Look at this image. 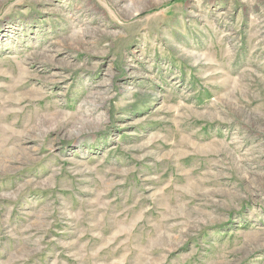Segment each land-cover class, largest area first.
Instances as JSON below:
<instances>
[{"label":"rangeland","instance_id":"obj_1","mask_svg":"<svg viewBox=\"0 0 264 264\" xmlns=\"http://www.w3.org/2000/svg\"><path fill=\"white\" fill-rule=\"evenodd\" d=\"M0 264H264V0H0Z\"/></svg>","mask_w":264,"mask_h":264}]
</instances>
